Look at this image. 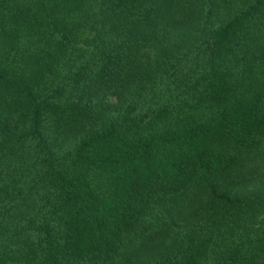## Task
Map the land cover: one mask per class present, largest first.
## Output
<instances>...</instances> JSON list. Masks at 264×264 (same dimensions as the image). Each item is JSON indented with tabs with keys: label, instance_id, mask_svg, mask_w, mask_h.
Instances as JSON below:
<instances>
[{
	"label": "trees",
	"instance_id": "1",
	"mask_svg": "<svg viewBox=\"0 0 264 264\" xmlns=\"http://www.w3.org/2000/svg\"><path fill=\"white\" fill-rule=\"evenodd\" d=\"M0 264H264V0H0Z\"/></svg>",
	"mask_w": 264,
	"mask_h": 264
}]
</instances>
